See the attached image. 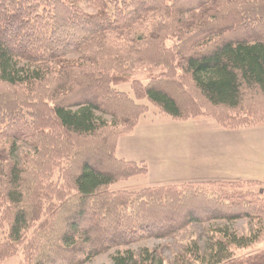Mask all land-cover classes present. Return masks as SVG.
<instances>
[{
	"label": "trees",
	"instance_id": "16d2710c",
	"mask_svg": "<svg viewBox=\"0 0 264 264\" xmlns=\"http://www.w3.org/2000/svg\"><path fill=\"white\" fill-rule=\"evenodd\" d=\"M83 3L93 13H86ZM230 31L227 37L235 39H220ZM170 41L174 44L167 47ZM173 59L214 109L236 111L243 103L242 91L250 92L254 97L248 98L245 117L227 123L212 112L184 113L174 98L175 83L160 78L171 73ZM140 70L151 78L146 85L131 81ZM155 70L164 72L154 75ZM125 83L132 98L115 89ZM0 85L22 88L17 98H27L22 109L11 107L8 115L0 111V122L8 119L6 130L14 131L16 140L42 136L40 129L30 131L41 127L35 107L45 106L57 134L96 141L74 157L70 179L75 200L59 231L53 228L42 244L33 238L24 249V264H86L115 248L168 238L188 224L248 217L242 205L224 199L196 203L182 193L176 200L167 191L119 193L109 188L146 174L143 163L115 156L118 139L131 135L147 113L141 101L172 119L211 117L225 128L253 127L264 120V0H0ZM6 168L4 197L14 213L6 242L0 244V261L22 243L35 211L25 203L17 166ZM191 203L196 204L194 211L188 210ZM217 233V239H209L214 242L209 259L192 243L177 264H230L229 247L248 248L256 241ZM111 264L164 261L144 249L117 253ZM250 264H264V255Z\"/></svg>",
	"mask_w": 264,
	"mask_h": 264
},
{
	"label": "rangeland",
	"instance_id": "374dc122",
	"mask_svg": "<svg viewBox=\"0 0 264 264\" xmlns=\"http://www.w3.org/2000/svg\"><path fill=\"white\" fill-rule=\"evenodd\" d=\"M81 7L86 13H93L85 3L81 4ZM242 27L243 21L237 25L239 36ZM232 34L233 31H230L220 39H235L227 37ZM173 44V41H170L166 46L171 47ZM177 67L173 59L171 73L166 75V78H160L175 83L176 95H173L184 113V109L200 110V114L212 112L220 119L226 118L223 122L227 123L236 119L240 121L248 113V98L254 97L250 92L242 91L243 103L236 111L214 109L202 101L189 77ZM162 72L164 70H155L151 73L157 75ZM148 79H151L150 76L140 71L132 76L131 81L146 85ZM115 89L132 98L129 83L118 85ZM22 91V88L17 90L0 85V111L8 115L11 107L22 109L21 106L24 105L20 103L27 105V98H17L21 96ZM139 104L148 108L147 113L140 119L131 135L118 139L115 156L119 160L125 159L124 161L131 159L130 162L133 163L142 159L146 174L114 183L110 186V191L140 193L154 189L172 193L176 200L181 199L182 194H187V197L195 199L196 203L204 198L224 199L242 205L248 210V217L234 222L211 221L188 224L168 238L145 239L129 246L115 248L92 258L86 264H111L117 253L130 251L138 254L144 249L155 252L163 259L164 264H177V257L192 243L197 244L201 257L209 259V245L214 243L209 239L214 235V239H217L220 235L217 232L221 231H227L238 238L256 239L248 248L229 247L228 251L232 256L230 264H250L252 260L261 258L264 255V211L261 210L260 199L264 198V120L253 127L225 128L211 117L176 120L160 114L146 101ZM35 109L39 119L41 118L39 123L41 127L30 132L40 129L42 136L37 139L22 137L20 138L22 140H16V135L11 136L16 133L6 130L8 119L2 118L0 122V173L4 175L0 176V244L6 242L8 227L14 213L13 207L4 197L8 178L6 167L17 166L24 183L25 203L28 206L32 205L35 210L32 214L33 221L24 232L22 243L13 250L12 255L1 260L0 264H24L26 256L24 249H27L33 238L37 244H42L53 228L56 233L59 231L62 220L68 214L69 207H73L72 203L75 200L70 179L74 161L96 145L93 139L81 141L63 136L61 133L57 134L54 121L49 116V109L45 106H36ZM103 119L110 122L108 117ZM236 172L239 173V177L249 173V177H252L249 180L254 182L219 180ZM149 202L154 201L150 199ZM195 207L196 204L191 203L188 210L194 211ZM44 225L45 228L41 230L40 227Z\"/></svg>",
	"mask_w": 264,
	"mask_h": 264
},
{
	"label": "crops",
	"instance_id": "0c3cea01",
	"mask_svg": "<svg viewBox=\"0 0 264 264\" xmlns=\"http://www.w3.org/2000/svg\"><path fill=\"white\" fill-rule=\"evenodd\" d=\"M118 146L116 147V150H117ZM125 160V159H124ZM131 160V159H130ZM130 160H126L128 162H130ZM144 161L142 159H139V161H136L134 163H143ZM239 173H231L229 174L228 176L226 177H223L221 179H219L220 181H249V182H254V180H249L250 178L252 177H249V173L246 174V176H241L240 177L238 176ZM206 181H211V180H206ZM257 183V182H256Z\"/></svg>",
	"mask_w": 264,
	"mask_h": 264
},
{
	"label": "bare ground",
	"instance_id": "6f19581e",
	"mask_svg": "<svg viewBox=\"0 0 264 264\" xmlns=\"http://www.w3.org/2000/svg\"><path fill=\"white\" fill-rule=\"evenodd\" d=\"M141 71V70H140Z\"/></svg>",
	"mask_w": 264,
	"mask_h": 264
}]
</instances>
